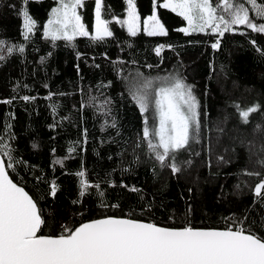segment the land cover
Here are the masks:
<instances>
[{
	"label": "trees",
	"instance_id": "16d2710c",
	"mask_svg": "<svg viewBox=\"0 0 264 264\" xmlns=\"http://www.w3.org/2000/svg\"><path fill=\"white\" fill-rule=\"evenodd\" d=\"M164 1L135 0L141 29L133 37L115 22L126 18V0H102L113 36L96 43L77 36L69 44L44 35L57 0H29L36 27L28 40L18 14L21 0H0V40L5 48L24 46L23 53L0 50V137L18 161L7 169L10 177L42 210L46 224L40 234L56 236L63 227L127 217L197 229L243 221L264 235V198L254 195L264 180V131L257 130L258 124L264 127V112L243 124L236 107L264 105V33L240 25L222 37L210 31L186 35L179 29L187 21L161 7ZM78 11L92 32L95 0H85ZM154 12L166 35L144 31L143 21ZM138 73L153 81L179 76L199 101V142L178 154L181 171L175 175L142 138L144 115L129 93ZM105 98L111 101L107 115ZM146 115L151 124V112ZM257 172L259 177L246 174Z\"/></svg>",
	"mask_w": 264,
	"mask_h": 264
},
{
	"label": "snow or ice",
	"instance_id": "6c2138e0",
	"mask_svg": "<svg viewBox=\"0 0 264 264\" xmlns=\"http://www.w3.org/2000/svg\"><path fill=\"white\" fill-rule=\"evenodd\" d=\"M29 0H21L19 15L22 17V34L30 39L36 21L29 15L26 5ZM52 9V18L45 26L44 35L53 42L64 40L69 44L77 36L88 37L92 42H103L112 37L111 20L102 18V0H95V24L92 32L82 22L78 9L85 0H57ZM127 16L116 19L126 26L130 36H136L140 17L135 0H126ZM250 5L251 9L246 6ZM165 0L160 5L170 8L187 21V27L179 31H210L223 36L233 31V26L244 25L257 33H264V5L258 0ZM250 10L256 15L250 16ZM261 22L257 23L256 21ZM144 31L149 36L166 35V29L155 12L144 21ZM0 40V50L8 55L14 51L24 52L23 45L5 46ZM255 43V42H253ZM163 46H161L162 48ZM219 47V40L212 48ZM157 54L160 48L156 49ZM4 59V56H0ZM151 67V66H149ZM138 73L137 84L129 88V93L144 115L142 138L162 167L170 168L173 175L181 171L178 154L199 142L201 132L200 104L193 94L192 86L179 76L143 78ZM125 79H128L125 77ZM25 101L31 97H23ZM97 97L91 102L96 106ZM10 103L11 101H7ZM111 101L105 98L102 107L106 109ZM239 118L248 124L253 114L264 112V105L255 104L246 108L236 105ZM151 112L152 123H149ZM115 127V123L111 125ZM258 131L264 127L257 125ZM0 264H264V235L246 228L243 221L225 229H197L190 225L183 228H168L152 222L129 218L106 217L83 223L75 229L63 227L60 235H42V210L22 186L9 178L7 169L18 163L12 151L0 137ZM220 157V160H223ZM185 163H190L186 161ZM264 165V160L259 161ZM259 177L260 173H246ZM78 175L83 176L80 172ZM89 185L82 181V188ZM55 185L52 192L55 193ZM135 191V189H133ZM83 194V192L81 193ZM255 197L264 198V180L254 187Z\"/></svg>",
	"mask_w": 264,
	"mask_h": 264
},
{
	"label": "water",
	"instance_id": "95a60500",
	"mask_svg": "<svg viewBox=\"0 0 264 264\" xmlns=\"http://www.w3.org/2000/svg\"><path fill=\"white\" fill-rule=\"evenodd\" d=\"M0 159H4L3 158V156L2 155H0ZM6 171L8 172V170H7V168H6ZM9 174V173H8ZM9 178L10 179H12L11 177H10V175H9ZM13 180V179H12ZM13 182H15L14 180H13ZM16 183V182H15ZM18 186H21V185H19L18 184ZM24 188V187H23ZM25 189V188H24ZM25 191L26 192H28L26 189H25ZM29 193V192H28ZM29 195H30V193H29ZM31 196V195H30ZM32 197V196H31ZM33 198V197H32ZM34 200V199H33ZM35 201V200H34ZM36 202V201H35ZM38 206V205H37ZM39 208V207H38ZM104 218H106V217H104ZM117 218H127V217H117ZM100 219H102V218H100ZM129 219H132V218H129ZM96 220H98V219H96ZM134 220H136V219H134ZM93 221V220H92ZM138 221H143V220H138ZM89 222H91V221H89ZM143 222H148V221H143ZM86 223H88V222H86ZM158 226H161V225H158ZM162 227H166V226H162ZM168 228H172V227H168ZM199 229H202V228H199ZM222 230V229H221Z\"/></svg>",
	"mask_w": 264,
	"mask_h": 264
},
{
	"label": "rangeland",
	"instance_id": "374dc122",
	"mask_svg": "<svg viewBox=\"0 0 264 264\" xmlns=\"http://www.w3.org/2000/svg\"><path fill=\"white\" fill-rule=\"evenodd\" d=\"M258 2H259V1H258ZM164 3H165V1H164ZM259 3H260V2H259ZM260 4H262V3H260ZM262 5H264V4H262ZM57 6H58V5H57ZM57 6H56V7H57ZM247 6L251 9V6H250V5H247ZM78 12H79V11H78ZM251 14L256 15L255 10H250V15H251ZM51 18H52V13H51V16H50L49 19H51ZM102 18H103V17H102ZM103 19H104V18H103ZM48 21H49V20H48ZM47 23H48V22H47ZM46 25H47V24H46ZM187 26H188V25H187ZM187 26H186V27H187ZM186 27H185V28H186ZM140 29H141V23H140V25H139V30H140ZM139 30H138V31H139Z\"/></svg>",
	"mask_w": 264,
	"mask_h": 264
},
{
	"label": "crops",
	"instance_id": "0c3cea01",
	"mask_svg": "<svg viewBox=\"0 0 264 264\" xmlns=\"http://www.w3.org/2000/svg\"><path fill=\"white\" fill-rule=\"evenodd\" d=\"M170 9V8H169Z\"/></svg>",
	"mask_w": 264,
	"mask_h": 264
}]
</instances>
